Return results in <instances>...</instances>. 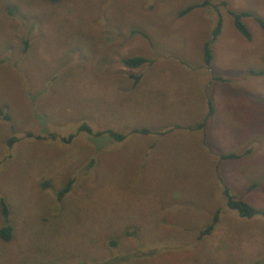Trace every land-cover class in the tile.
Masks as SVG:
<instances>
[{"label": "rangeland", "instance_id": "374dc122", "mask_svg": "<svg viewBox=\"0 0 264 264\" xmlns=\"http://www.w3.org/2000/svg\"><path fill=\"white\" fill-rule=\"evenodd\" d=\"M202 1L0 0V264H264L222 194L264 209V34L227 14L264 0Z\"/></svg>", "mask_w": 264, "mask_h": 264}, {"label": "trees", "instance_id": "16d2710c", "mask_svg": "<svg viewBox=\"0 0 264 264\" xmlns=\"http://www.w3.org/2000/svg\"><path fill=\"white\" fill-rule=\"evenodd\" d=\"M43 1L46 3H49V4H57V3H60L62 0H43ZM207 4H208V0H204L200 3L189 5L185 8H183L178 13V16H183L186 13H188L189 11H191L192 9L204 7ZM222 5H224V3H222ZM227 14L232 18V25H233L234 29L245 40H249V38H250L248 30L246 29V27L242 23V19L245 17H251L252 20L255 22V24L258 26V28L264 34V20L261 19L260 17L255 16V15L250 14V13H247V12H233L231 10H227ZM219 28H220V20L218 19L216 26L212 32L213 36H215L218 33ZM210 60H211L210 51H209L207 44H205L204 49H203V61H204L205 65H208ZM120 62H121L123 67L128 68V69H134V68H138L142 64H144L146 62V60L141 58V57H131V58L122 59ZM133 79H134V81H137V77L133 76ZM207 105H208V112L206 114V117H209L212 115V107H211L210 102H208ZM206 117H205V119H206ZM203 122L198 124L196 127L199 129L202 128ZM76 132H82V133H85L87 135H91L92 137H97V138H99V137L100 138H102V137L107 138L111 142H120L124 138V135L117 133V132H114V131H111V130L93 133L86 124H80L78 126V128L76 129ZM138 132H140L141 134L146 133L145 130H139ZM50 138L53 139V136H51ZM72 138H73V135H68L67 138L61 139V140H62V142L67 143ZM220 157L222 159L235 158V156H233V155H226V156L221 155ZM68 187H69V185L67 184L63 189H60L58 191L57 199H60L62 197V195L67 191ZM222 194H223L224 199H225V206L229 210L235 212L239 218L249 219L254 215H259L264 219V209L256 211L248 203H246L242 199L234 198V197L230 196L228 194V189L226 186H223ZM0 210H1L2 215L6 216V207H5V204L3 201L1 202ZM216 220H217V213L214 214V216L212 217L211 223L203 229L201 234L210 233L212 228H213L214 223L216 222ZM10 236H11L10 227L3 226L2 228H0V239L2 241H8L10 239Z\"/></svg>", "mask_w": 264, "mask_h": 264}]
</instances>
